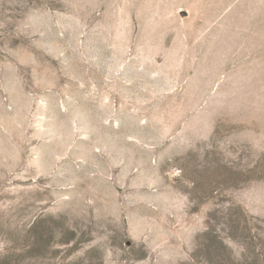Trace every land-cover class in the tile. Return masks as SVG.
Segmentation results:
<instances>
[{
	"label": "rangeland",
	"instance_id": "obj_1",
	"mask_svg": "<svg viewBox=\"0 0 264 264\" xmlns=\"http://www.w3.org/2000/svg\"><path fill=\"white\" fill-rule=\"evenodd\" d=\"M0 264H264V0H0Z\"/></svg>",
	"mask_w": 264,
	"mask_h": 264
}]
</instances>
